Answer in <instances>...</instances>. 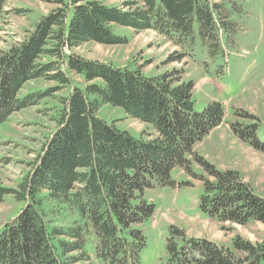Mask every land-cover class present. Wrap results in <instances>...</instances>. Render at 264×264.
Returning <instances> with one entry per match:
<instances>
[{
    "label": "trees",
    "instance_id": "obj_1",
    "mask_svg": "<svg viewBox=\"0 0 264 264\" xmlns=\"http://www.w3.org/2000/svg\"><path fill=\"white\" fill-rule=\"evenodd\" d=\"M54 2L22 38L0 47V125L55 90L68 89L57 98L54 130L17 188L0 186V201L12 194L23 202L0 231V264H90L87 238L96 257L107 264H138L145 245L141 225L155 212L144 191L155 185L180 187L170 177L175 167L200 179L192 171L193 161L215 179L202 178L198 208L203 216L240 225L264 224V199L237 171L219 170L196 153L195 144L222 122V103L211 100L195 111L194 82L183 78V68L147 77L138 67H116L72 51L89 42L126 44L125 36L114 33L115 26H122L136 32L153 30L177 46L180 50L171 52L164 64L182 61L196 38L216 56L223 52L221 31H233L220 4L210 0ZM7 4L8 0H0V30L10 11ZM38 79L58 85L21 92L26 83ZM75 80L78 85H73ZM103 105L121 108L150 131L135 138L114 121L99 117ZM233 115L249 118L237 109ZM229 125L236 136L264 153V141L257 137L259 124ZM165 248V264H264V240L253 243L237 236L231 248H222L186 236L176 225L168 226Z\"/></svg>",
    "mask_w": 264,
    "mask_h": 264
},
{
    "label": "rangeland",
    "instance_id": "obj_2",
    "mask_svg": "<svg viewBox=\"0 0 264 264\" xmlns=\"http://www.w3.org/2000/svg\"><path fill=\"white\" fill-rule=\"evenodd\" d=\"M54 1L8 0L6 9L10 11L1 25L0 47L22 38L41 15L56 5ZM102 1L117 5L123 0ZM210 1L220 4L226 19L233 25L232 32L221 31L223 52L216 56H211L196 38L192 50L182 61L164 64L171 52L180 50L177 46L153 30L136 32L122 26H115L114 33L125 36L126 44L89 42L72 51L116 67H138L147 77L164 70L183 68V78L194 82L191 97L195 111L203 110L211 100L219 101L225 109L222 122L195 144L196 153L219 170L237 171L252 192L264 199V153L236 136L229 125V122L232 125L259 124L257 137L264 141V0ZM13 9L24 11L15 14ZM75 84H79L78 80L73 82ZM57 85L55 81L38 79L26 83L21 92H35ZM67 92V88L57 89L37 105L15 112L0 125V186L17 188L42 142L55 128L52 116L57 108V98ZM235 109L245 112L249 118L235 117ZM98 115L108 123L114 121L117 128L127 130L135 138L146 137L150 131L147 124L129 118L119 107L103 105ZM193 164L192 171L202 176L200 179L175 167L170 171V177L180 187L155 185L144 191V198L155 205V212L141 225L145 245L140 250L138 264L166 263L165 242L169 225L182 228L186 236L206 239L222 248H231V241L237 236L253 243L264 240L261 222L248 221L240 225L202 215L198 208L202 178L215 179L196 161ZM22 206L23 202L14 199L12 194L2 198L0 231ZM85 250L90 256V264H107L96 257L91 238H87Z\"/></svg>",
    "mask_w": 264,
    "mask_h": 264
}]
</instances>
